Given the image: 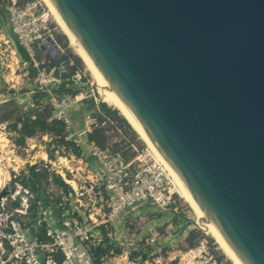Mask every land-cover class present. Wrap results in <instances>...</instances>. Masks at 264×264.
Segmentation results:
<instances>
[{
	"label": "water",
	"instance_id": "95a60500",
	"mask_svg": "<svg viewBox=\"0 0 264 264\" xmlns=\"http://www.w3.org/2000/svg\"><path fill=\"white\" fill-rule=\"evenodd\" d=\"M49 2L227 248L264 264V0Z\"/></svg>",
	"mask_w": 264,
	"mask_h": 264
},
{
	"label": "built area",
	"instance_id": "2783aa9c",
	"mask_svg": "<svg viewBox=\"0 0 264 264\" xmlns=\"http://www.w3.org/2000/svg\"><path fill=\"white\" fill-rule=\"evenodd\" d=\"M7 10L9 15L10 12L17 13L18 21L10 17V30L29 55L32 66L37 71L36 75L40 77L35 88L48 95V103L53 109L49 120L62 122L67 132L65 139L77 146L84 145L87 153L96 159L99 168L97 171L94 169L91 174L94 182H91L89 189L102 188L107 198L106 211L101 204L95 213L99 214L100 220L92 215L77 217L74 209L65 206L69 198L60 191L61 200L56 205L59 217L54 214L53 208H44L38 212L35 225L31 227L22 223V219L29 217L34 194L31 189L15 181V175L13 181L8 178L7 183L0 188V194L2 191L6 192L0 197V264H93V249L104 248L106 245L119 249L128 264H138L144 256L146 258L142 262L145 264H223L214 257L205 240H199L195 247L186 250L162 247V235L155 226L146 227L145 237L140 240L144 244L132 248L131 252L126 250L132 245L127 243V233L123 236L113 235V224L123 212L141 209L143 204H151L163 210L174 203L163 169L156 162L146 160L142 153L125 161L118 152L112 153L93 142L84 141L81 136L90 133L97 126L92 114L84 117V129L81 132L74 131L69 108L81 101L83 96L77 94L73 97H57L53 89H57L62 80L54 75V70L46 72L44 68H39L35 59L37 50L41 51L40 47L48 39L44 46L47 53H54L51 54L53 58H59L63 54L61 47L45 25H42L41 30L29 31L26 37L18 32V29H25L26 24L21 20L26 16H30L34 23L42 21L41 15H38L40 9L35 8V2L20 7L16 0H9ZM0 53L8 58L0 64V80H4L6 84L13 82L15 67H19L21 63L25 69L23 76L30 75L29 63L21 61L13 42L1 28ZM9 76L12 78L7 79ZM80 79V75L76 74L71 81L80 85ZM134 152L137 154L136 150ZM83 158L82 152V156L78 157L81 163H84ZM71 192L68 193L69 196ZM73 192L75 200L80 203L85 194L82 187L73 189ZM97 194L98 200L103 202L100 191ZM139 217L143 220L145 215ZM42 224L45 225L46 242H41L36 237ZM114 254L113 251L110 252V255ZM57 255L61 256L59 262L56 260Z\"/></svg>",
	"mask_w": 264,
	"mask_h": 264
},
{
	"label": "rangeland",
	"instance_id": "374dc122",
	"mask_svg": "<svg viewBox=\"0 0 264 264\" xmlns=\"http://www.w3.org/2000/svg\"><path fill=\"white\" fill-rule=\"evenodd\" d=\"M20 1L21 2H19V6H24V2L22 0ZM33 2H35V8L37 9L38 7L40 9L38 15H41L42 21L39 20L34 23L32 22V18L30 16H26L21 20L22 23L24 22L26 24V27L21 31L18 29V32L26 37L29 31H35L37 29L41 30L42 25H45L47 29L50 30V32L53 34L55 40H57V36L62 37L61 43L58 42L62 49V53L66 51V53H68L69 55L77 57L76 53L72 50V48L69 47L71 45L68 38L65 34V36L62 35L61 30V32L59 31L58 25L54 22L50 12L47 10L45 5L41 2V0H33ZM16 16L17 13L10 12L8 18L4 20L5 26L4 28H2L3 33L7 34V32L10 31V17L14 21L19 20ZM42 54L46 55L49 53L42 52ZM5 58L7 57L2 56V54L0 53V64L5 61ZM53 59L58 60L59 58ZM81 65V76L86 79V82H84V84L76 85L75 87L78 88V95H82L83 98L81 99V101L72 104L69 108L73 119L72 121L73 123L75 122V127L76 125L77 127H79L78 131L84 128V117L89 114L91 115L98 103L106 104L98 90L96 80L91 74L87 65L85 64L86 66H84L82 62ZM23 73H25V69L23 68V65L21 63L19 67H15L13 82H9L8 84H6L4 80H0V106H6L7 111L10 114H17V117H24L32 110L36 109L35 105L32 103V95L36 89L35 87H37L38 85V78L40 77H37V75L23 76ZM6 76L7 73H5V77ZM10 78L12 77L9 76V78L7 79ZM11 86H13V88ZM106 105L108 106V104ZM108 107L112 110L116 109L113 106V108L110 106ZM116 111L117 113L119 112L117 109ZM7 119L8 118H5L6 121H4V118L0 117V181H2V184L7 183L8 178L13 181L14 175L16 176L15 181L21 184V181L23 179H28L26 177H28L29 175V167L35 166L37 169L35 171L38 174H44L46 176V178L42 181V187L44 189L45 196L48 199H50L52 202L56 200L59 202L61 200L60 191L53 183V179L58 176L72 190L71 196L65 195L67 198H69V201L65 202V206H69L74 209L75 216L77 217L78 215H85L86 217L92 215L94 218L97 217V219L100 220L99 214L95 213L98 212L101 204L102 209L106 211L105 200L107 196L102 188L95 190L89 189V185L91 184V182H94L91 174L94 169L97 171L99 166L96 162V159L87 153L84 145H79L84 149V163H81L79 161L78 157L73 154L71 149H68L66 147H55V144L53 142V139L55 138L47 134H37L34 137L26 138L24 145L17 146L15 144L17 134L9 129V126L14 123V119ZM104 120L105 122L103 124V127L105 129V136L107 138L104 149H107L112 153L118 152L121 155H125L127 157H131L132 153L136 150L137 154L135 152L134 156L142 153L141 155H143L146 160L152 163L156 162L163 169L162 171L166 176L168 186L173 195L174 205L178 209L179 217H174L172 219V224L178 226L176 233H178V235L181 234V232H179V229H181V227H184V230L187 232V234L190 231H194L197 235V240H205L209 247H211L213 252L218 255L223 264H231V261L224 256L215 241L204 231L198 228L195 222L196 219L193 211L188 206V204L178 196L175 191V186L172 183L167 172L165 171L163 166L156 160V158L145 146V144L140 140L137 134L132 129L128 131V129L124 125L119 124L112 118V116H106ZM81 138L84 140L83 136H81ZM44 155L46 157L43 159L42 157ZM66 180L74 181L76 184L75 188L82 187L85 194L80 199V203L75 200L73 192V189L75 188H73L71 184ZM98 191H100V194L102 195L103 202H100L98 200ZM33 194L35 198L36 193L33 192ZM129 211L131 210L123 212L119 217H125L129 213ZM157 217L158 215L156 213H147L143 220H141L139 217H133L131 218V220H129L126 230L127 243H131L132 245L126 248L128 252H131L132 248L144 244V242H140V240L145 237L143 230L145 227H147L146 223L152 219H156ZM169 217H171V215H169ZM28 221L29 220L26 218L22 219V223H24L25 225H28ZM159 230L162 236L164 235L167 237L171 234L173 235L172 230H165L164 226H160ZM141 232H143V234H141ZM181 245H183V242L179 245L176 244V247L174 249H181ZM109 256L111 255H108L107 258ZM116 258H118L116 260V263L121 264L122 262L120 258ZM141 262L142 260H140L138 264H141Z\"/></svg>",
	"mask_w": 264,
	"mask_h": 264
},
{
	"label": "trees",
	"instance_id": "16d2710c",
	"mask_svg": "<svg viewBox=\"0 0 264 264\" xmlns=\"http://www.w3.org/2000/svg\"><path fill=\"white\" fill-rule=\"evenodd\" d=\"M24 3L23 5L33 2V0H22ZM17 4L19 5L20 0H16ZM9 5V0H0V28H4V20L8 18L9 13L7 10V6ZM60 31V28H58ZM61 32V31H60ZM62 33V32H61ZM62 35H64L62 33ZM7 36L11 39V41L14 44L15 50L20 57L22 62L29 63V74L30 76L36 75L37 71L32 66V62L30 61L29 55L25 52L23 47L18 43V40L16 36L12 33V31L7 32ZM65 36V35H64ZM56 38V37H55ZM62 37L57 36V40H55L58 44L61 43ZM59 45V44H58ZM60 46V45H59ZM65 47V46H64ZM72 48V50L76 53V56L69 55L68 53L63 52V54L59 57L58 60H55L52 58L49 54H42L41 51L37 50L36 54V61L39 63V68H44L46 72H49L51 70H54V75L60 77L62 80V83L57 87V89H53V92L56 94L57 97L62 98L65 96H75L78 94V88L75 86L74 82L70 81V79L76 75L79 74L81 79L79 81L80 84H84L86 82V79L81 76L82 69H81V62L85 65V62L80 57V55L76 52V50ZM79 57V58H78ZM72 63V64H71ZM71 64V65H70ZM86 68V67H85ZM91 75V74H90ZM92 76V75H91ZM93 78V77H92ZM94 81V79H93ZM95 83V82H94ZM76 89H75V88ZM32 103L35 105L36 109L32 110L30 113H28L24 117H17L14 119V123H12L9 126V129L17 134V138L15 139V144L17 146H22L25 143L26 138L34 137L37 134H47L55 139H53V142L55 144V147H66L68 149H71L73 154L77 157L82 156V151L84 150L80 146H77L73 142H70L66 140L67 132L65 130L64 124L60 121L56 120H49L51 118L53 109L48 103V95L40 90H35L32 95ZM112 107L111 105H108ZM104 103H98L96 110L93 111L92 115L95 117L97 121V126L90 132L86 134V140L89 142L95 143L99 148L104 149L105 143H106V136H105V129L103 127V124L105 122L106 116H112L114 120H116L119 124L124 125L128 131L131 130L130 126L127 124L125 119L121 116V114L115 110H112ZM113 108V107H112ZM69 114L72 118L71 112L69 111ZM83 149V150H82ZM135 152L132 153L131 157H127L125 155H122L125 161H129L133 156ZM35 166H30L28 169V178L26 181L23 179L21 181V184L25 187H28L33 192L36 193L34 201H32L30 206V213H29V221L28 226H34L36 222V218L38 215V212L44 208L51 207L54 209V214L59 217L60 212L56 208V205L60 202L57 200L52 202L50 199H48L45 196L44 189L42 187V181L46 178L44 174H38L36 171ZM54 185L59 189V191L68 190V192L72 191L70 187L64 181L56 176L53 179ZM53 200V199H52ZM174 201V199H173ZM176 208V209H174ZM168 209L175 214L174 217L178 218V209L174 205H170ZM33 229V228H32ZM37 240L41 242H46L48 239L45 236V225L42 224L38 228V233L36 235ZM106 240V239H105ZM107 241V240H106ZM199 240H197V235L194 231H190L184 242L183 245H181V250H186L189 248H193L198 244ZM211 253L218 259L220 262V258L218 255H216L215 252L209 247ZM113 251L116 254H119V249H114L112 245H106L104 248L95 247L93 249V264H101V260L108 256L110 252ZM145 256L142 258V260H145ZM56 260L59 262L61 260V256L57 255Z\"/></svg>",
	"mask_w": 264,
	"mask_h": 264
},
{
	"label": "bare ground",
	"instance_id": "6f19581e",
	"mask_svg": "<svg viewBox=\"0 0 264 264\" xmlns=\"http://www.w3.org/2000/svg\"><path fill=\"white\" fill-rule=\"evenodd\" d=\"M41 2L45 5L47 10L50 12L54 22L58 25L62 33L66 35V37L68 38L70 42V45L76 50V52L80 55V57L83 59V61L87 65L88 69L90 70L91 74L96 80L98 90L101 96L103 97V100L105 101V103L108 105H112L120 112V114L126 120L130 128L137 134V136L145 144V146L149 149V151L153 154L156 160L163 166V168L165 169L172 183L175 186L176 193L181 199H183L188 204V206L193 211L195 219H196L195 222L198 228L204 231L208 236H210L215 241V243L217 244L218 248H220L224 256L228 260L231 261V264H241L240 260L227 248L225 244V240L221 236V234L212 228L210 222L206 221L203 212L195 204L193 198L187 193L186 189L181 183L179 176L171 169L169 162L157 153L156 147L150 142L148 136L133 122L130 114L124 108V106L118 101L115 95L111 92L110 88L104 81L103 77L95 71L93 64L86 57L81 46L76 41V39L72 36L70 31L67 29V27L61 22L58 13L53 8L49 0H41ZM45 157L46 156L44 155L42 158L44 159ZM66 181L70 183L73 188L76 187V184L74 181L72 180L71 181L66 180ZM1 186H2V181H0V188Z\"/></svg>",
	"mask_w": 264,
	"mask_h": 264
},
{
	"label": "crops",
	"instance_id": "0c3cea01",
	"mask_svg": "<svg viewBox=\"0 0 264 264\" xmlns=\"http://www.w3.org/2000/svg\"><path fill=\"white\" fill-rule=\"evenodd\" d=\"M96 109H98L97 106L95 107V110ZM73 128H74V131L77 133L81 132L84 129L83 128L82 130L78 131L79 127H77V125L75 127V122L73 123ZM83 137H84V141H87L86 135H83ZM81 148H83V147H81ZM82 152H84V151H82ZM147 213H150V214L156 213L158 215V217L156 219H152V220L148 221L146 223V226H155L158 228L160 226H164L165 230H172L173 235L168 234L169 236H167V237L164 235L162 236V239L160 240V245L162 247L175 248L176 244L179 245V244H182V242H184V240L187 236V232L184 230V227L183 228L181 227V229H179V232H181V234L178 235V233H176L178 226L172 224L173 223L172 219L174 218L175 214L173 212H171L169 209H165V210L158 209L151 204H143L141 206V209L131 210V211H129V213L125 217H122V218L118 217V219L113 224V235L114 236L126 235L127 224L129 222V220H131V218H133V217L137 218L140 215H146ZM169 215H171V217H169ZM145 228H144V230L142 229L144 232V236H145ZM182 229H183V231H182ZM143 232H141V234H143ZM116 257L120 258V260L122 262L121 264H128L125 257L122 256L120 253L119 254L115 253L114 255H111L108 258H107V256L104 257L101 260V264H117L116 260L118 258H116ZM141 264H145V263L141 262Z\"/></svg>",
	"mask_w": 264,
	"mask_h": 264
},
{
	"label": "flooded vegetation",
	"instance_id": "af4514ba",
	"mask_svg": "<svg viewBox=\"0 0 264 264\" xmlns=\"http://www.w3.org/2000/svg\"><path fill=\"white\" fill-rule=\"evenodd\" d=\"M14 115L17 116V114H10L8 111H7V107L6 106H1L0 107V117L1 118H10V117H13ZM15 119V118H14Z\"/></svg>",
	"mask_w": 264,
	"mask_h": 264
}]
</instances>
